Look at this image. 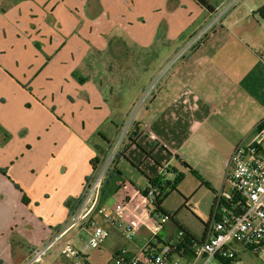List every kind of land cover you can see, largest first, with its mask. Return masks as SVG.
Masks as SVG:
<instances>
[{
    "label": "crops",
    "instance_id": "1",
    "mask_svg": "<svg viewBox=\"0 0 264 264\" xmlns=\"http://www.w3.org/2000/svg\"><path fill=\"white\" fill-rule=\"evenodd\" d=\"M206 1L212 11L195 0H0V264H21L33 247L64 226L88 180V166L90 176L93 171L90 160L98 153L105 155L103 140L110 144L98 128L110 122L116 134L122 125L114 122L112 104L104 102L108 94L95 76L82 72L93 53L119 51L114 57L120 61L128 58L121 48L137 53L147 49V59L152 55L163 64L174 56L168 74L150 75L136 90L132 86L136 101L156 76L148 101L127 127L120 150L126 146L124 156L119 155L139 174L143 189L156 174L168 172L170 179L166 167L187 169L183 163L201 175L220 173L221 184L204 178L213 191L224 185L234 146L250 141L264 126V32L253 15L264 0L255 10L248 7L245 15L251 19L247 20L238 14V7L222 16L218 13L228 0ZM213 16L218 22H212ZM193 36H198L195 42ZM55 64H63L61 72ZM54 74L68 76L73 81H68L69 87L80 83L76 96L88 104L78 107V114L74 105L62 109L63 125L45 113L37 100L41 95L36 78ZM137 76L126 75L125 80H130L120 84L121 93ZM66 93L67 89L62 95ZM94 93L100 101L95 98L89 105ZM30 101L34 109L27 107ZM61 127L71 139L52 134ZM96 136L98 140L93 139ZM64 139L70 146L68 154L57 148ZM114 170L121 173L115 167L110 173L116 174ZM120 176L124 182L114 193L123 192L121 203L113 208L111 195L102 206L138 228L136 236L126 240L120 226H111L109 235L115 242L123 240L113 249L112 258L120 248L136 251L147 238L140 230L145 222L143 189ZM205 230L200 240H192L201 241ZM174 237L158 235V240ZM98 250L86 253L92 264H101L105 252ZM188 258L184 253L181 259L187 264ZM64 260L59 256L53 264H68Z\"/></svg>",
    "mask_w": 264,
    "mask_h": 264
},
{
    "label": "rangeland",
    "instance_id": "2",
    "mask_svg": "<svg viewBox=\"0 0 264 264\" xmlns=\"http://www.w3.org/2000/svg\"><path fill=\"white\" fill-rule=\"evenodd\" d=\"M263 0H228L219 10L218 13L222 14L225 12L230 11L234 7H238V14L242 17L245 16V19H251V16H246V12H248V7L252 6V8L255 10L257 9L258 5ZM255 16L257 22H255L257 25H261L263 32H264V18L261 16L259 10L255 11L253 13ZM247 17V18H246ZM217 19V18H216ZM214 16L211 18L212 22H218ZM210 23V22H209ZM195 36V35H194ZM193 36V37H194ZM199 36V35H198ZM198 36L194 37L191 42H195L198 39ZM183 48V47H182ZM110 49L106 50L105 53L102 55L94 54L88 59V64H85L84 68H82L83 73H88L93 76H95L96 81L99 83V85L102 87L105 95L108 97V101L105 100L104 102L108 104H112L113 111V120L119 125V122L122 123L121 127L117 131V133H114V126L110 124V122H107V124H102L98 130L100 132H103L108 136V140H110V144L107 146V143L103 140L102 148L105 150V155H102L101 153V160L97 164L96 169L94 173H99L102 167L107 166V171L111 170L113 167L116 169L119 168L120 172L124 174L128 179H133L134 183L138 186L140 190L143 189V186L139 183V174L136 172L135 169L131 170L133 166L127 159H123L122 157H119L120 150H121V142L126 136V131L128 130V126L132 119L137 115L138 109L142 106L144 100L145 102L148 101V98L146 96H149L150 91L153 89V83L156 80V76L152 78V81L149 82V84H146L144 92L139 97L138 100L135 101V99H132L134 96L132 93V90H136V87L138 86V83L140 84V88L142 85H144L143 79H148L150 75H166L168 74V71L171 67L170 64L174 56L169 59L168 62L164 63L159 62L158 57H154L151 54L150 58H146L147 54H145V50H141L139 53H137L132 48H121L120 52H127L126 57L127 59H120L115 58L114 56L116 53H119V51L113 52L111 55L109 52ZM149 50V49H148ZM177 54V53H176ZM93 58V59H92ZM117 59V60H115ZM178 58H176L174 61H176ZM147 60V61H146ZM56 69H59L61 72V69L63 68V64H55ZM46 70L44 73H47ZM126 75H140L137 76V80L134 81L132 85H130L129 89L125 93H121L120 91V84H124L130 79H126ZM125 76V77H123ZM73 78V77H72ZM71 78V79H72ZM99 78V79H98ZM101 79V81H100ZM36 81L38 83L39 89H40V98L37 100H40V105H42L44 108L47 109L48 112L51 114L53 120L60 122L61 124L64 122L62 120V113L61 110L66 109V106H72L74 105V108L76 109V114H78L77 109L81 106H86L87 100L82 97H77V90L80 88L78 84L76 83L74 86L75 88L69 87L67 84L70 78L68 76L63 75H49L44 76L40 75L38 78H36ZM73 83V81H72ZM132 86L134 89H132ZM65 96L64 94L66 92ZM108 90H112L113 93H111V96ZM76 91V92H75ZM120 91V93L118 92ZM116 94L119 95L116 96ZM60 95V96H59ZM92 97H89L91 100V103L89 105H93L96 99L100 101V96L96 98V94H92ZM29 96V94H28ZM59 96V97H58ZM145 96V97H144ZM106 97V98H107ZM144 97V98H143ZM96 98V99H95ZM143 98V99H142ZM133 100V101H131ZM118 102H121L120 105H118ZM133 102V103H132ZM27 107L34 109V102L32 103L27 102ZM88 106V104H87ZM97 108V107H92ZM114 108L118 109L114 111ZM121 108V109H120ZM118 111V112H117ZM44 113V114H45ZM80 113V112H79ZM82 113V112H81ZM91 115L96 114L99 115L100 113L98 111H90ZM34 114V112H33ZM89 114V113H88ZM35 115V114H34ZM68 119V117H65ZM123 118V119H122ZM123 121V122H122ZM63 125V124H62ZM53 135H59L64 136L66 138H70L68 136L67 130H65L64 127H61V130H56ZM65 138V139H66ZM63 140V144H58L57 148H62V151L64 153L68 154L69 147L66 140ZM93 139L98 140V136L94 137ZM48 146L53 147L55 140L52 138L48 142ZM50 148V147H49ZM50 148V149H51ZM103 157V158H102ZM119 157V158H118ZM86 164L88 166V161H86ZM8 166V165H7ZM88 176H90V167ZM197 172V171H196ZM92 173V172H91ZM183 180L178 184L176 190H170L163 198L161 206L163 210L165 211V214L168 216V220L162 225L161 229L158 231V235L162 238L167 237L168 234L172 233L175 235L178 230H180L179 225L182 228H186L195 239L200 240L203 237V232L205 230L204 223L208 221L209 214H210V208L212 204V199L214 192L213 188L210 187L204 178H210L212 180L219 181V184L222 183V175L219 173H202V175L197 172V176L190 173L189 170L183 169ZM172 178V177H171ZM221 182V183H220ZM212 188V189H211ZM217 188V187H216ZM221 187L216 189V191H219ZM123 195V192H116V194H112V199L109 204H114L113 208L118 206L120 202L119 198L121 199V196ZM138 195V194H137ZM131 196H134V193L131 194ZM108 207V206H107ZM145 207H143L144 209ZM115 216H118V214L115 212ZM151 215V216H150ZM94 221L95 226L100 229H108V231L111 229V224L104 222L101 219V216L99 214L94 215ZM161 217L157 215L156 212H151L148 214L147 211V219L145 218V222L140 228L143 229L145 232L143 233V236H150L156 229L157 223L160 222ZM207 220V221H206ZM136 231L137 226L134 225ZM89 237V231L86 229L80 230L78 227L71 228L59 241L58 245L52 249L50 252V256L44 258L42 262L36 263V264H53V261L55 258L62 256L68 264H75V262L78 260L77 257L73 254V252L76 249L83 250L84 245L86 244ZM145 237V238H146ZM127 240V239H126ZM123 240L116 241L112 234H110L108 237L103 238L100 243V247L98 248H89L87 249V253L89 252L92 254L94 251H97L98 249H102V251L105 252V254L102 256V260L100 261L101 264H107L108 261L110 264H117V261L112 258L111 253L113 252V249L115 246L122 242ZM233 247L236 250V256L235 261H231L228 264H263L260 260V256L254 254L249 249L244 247L242 244H240L237 241H234L232 243ZM31 251V250H30ZM29 251V252H30ZM99 251V250H98ZM21 262V264H23ZM174 264V263H173ZM176 264H186L184 260L179 259ZM207 264H224L221 261L217 259H212L211 263Z\"/></svg>",
    "mask_w": 264,
    "mask_h": 264
},
{
    "label": "built area",
    "instance_id": "3",
    "mask_svg": "<svg viewBox=\"0 0 264 264\" xmlns=\"http://www.w3.org/2000/svg\"><path fill=\"white\" fill-rule=\"evenodd\" d=\"M258 10L264 18V4ZM149 137L154 138V135L150 133ZM107 173V166L102 167L99 173L93 172L64 226L47 241L33 247L23 264L42 262L58 241L74 227L89 231L84 249L73 252L78 259L75 264H92L86 255L87 249L97 248L101 240L109 236L108 229L95 226V213L102 215L111 226H120L125 239L132 240L136 236L137 231L132 223L118 213L115 216V212L105 206H98ZM168 175L166 172L165 180ZM161 186L148 182L141 194L145 201L143 219H147V211L148 214L156 212L161 217L155 231L134 252L127 248L118 249L114 254L117 264H176L187 248L191 250L187 264H207L216 257L234 258V241L260 256L264 264V126L257 129L250 141L239 142L234 146L225 169L224 185L215 192L210 218L201 241H186L182 230H178L175 237L166 242L158 240V231L168 220V216L161 214L154 205L163 195Z\"/></svg>",
    "mask_w": 264,
    "mask_h": 264
},
{
    "label": "trees",
    "instance_id": "4",
    "mask_svg": "<svg viewBox=\"0 0 264 264\" xmlns=\"http://www.w3.org/2000/svg\"><path fill=\"white\" fill-rule=\"evenodd\" d=\"M195 1L199 5L203 6L208 11H212L213 10V7L206 0H195ZM129 141H130V143L134 142V139L132 138V136H130ZM124 150H126V146L123 148V151ZM123 151L120 153L121 156H124ZM100 160H101V154L100 153L95 155V157H93L90 160V165H91V168L93 170L92 172L95 171L96 166L100 162ZM183 164L189 170L190 173H192L195 176H197V172L194 169H192L187 163H183ZM166 170H168L169 172L172 173V178L165 180V175L163 173H159V174H156L154 177L148 178V182H150V183L162 184L161 189L163 191V195H162V197L160 199H158L156 201V203L154 205H155L156 210H158L159 212H161V214H164V215H166V214H165V211L163 210V208L161 206V203H162V200H163L164 196L170 190H176L178 184L183 180V176H184L181 171H177L174 168L166 167ZM114 172H116V174L110 173V170H109V172H108V174H107V176H106V178L104 180V184H103L102 189H101V195H100V198H99L98 206H102L105 202H107V200L110 199V196L114 193V190H116V188L119 187V184H122L124 182V179L122 178V176H120L122 174L119 173L118 170H114ZM92 174L93 173H91V175ZM89 178H90V176L87 179H89ZM104 185H105V188H104ZM141 194H142V192H141ZM22 200H23V202H25L24 196L22 197ZM79 201H80V199H78L77 202H79ZM212 207H213V204H212L211 209H210V214H211ZM204 225L206 226L207 223L205 222ZM179 228H180V230L183 231V233H184L183 237H184V239L186 241H188L190 239L191 240L194 239V236L191 235L190 233L186 232L180 225H179ZM190 253H191V250L189 248H187L185 250V254L190 256ZM216 259L221 261L224 264H228L231 261H235V257L234 258H220V257H216Z\"/></svg>",
    "mask_w": 264,
    "mask_h": 264
}]
</instances>
